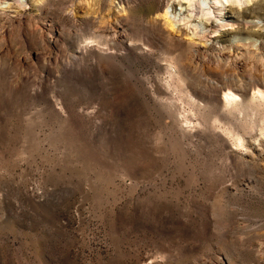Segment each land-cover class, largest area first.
<instances>
[{
	"label": "rangeland",
	"instance_id": "374dc122",
	"mask_svg": "<svg viewBox=\"0 0 264 264\" xmlns=\"http://www.w3.org/2000/svg\"><path fill=\"white\" fill-rule=\"evenodd\" d=\"M20 1L0 5L29 39L36 23L61 35L52 52L14 27L0 43V264H264V98L195 93L140 35L166 12L205 31L226 0ZM125 17L126 39L100 37ZM211 29L215 69L245 37Z\"/></svg>",
	"mask_w": 264,
	"mask_h": 264
},
{
	"label": "bare ground",
	"instance_id": "6f19581e",
	"mask_svg": "<svg viewBox=\"0 0 264 264\" xmlns=\"http://www.w3.org/2000/svg\"><path fill=\"white\" fill-rule=\"evenodd\" d=\"M16 2L21 7L26 5L20 0H16ZM36 2L37 0H35ZM183 3L180 0L176 4L182 6ZM169 4L172 7L175 3L169 2ZM217 4L219 3L216 0ZM226 4L227 6L224 5L227 10V19L222 23L205 22V31L199 30L198 25L195 24V33L191 35L187 32L188 30L181 27V19H179L180 23H178V19V21L174 20L175 16H178L176 12H172L173 18L168 17L169 13L166 12L164 15L157 14L150 20L141 22L140 35L148 49H156L167 54L170 58L169 61L174 64L178 73L190 82L192 81L193 84L195 83L192 91L219 103L222 95L228 106L242 107L249 95L254 100L264 98V0L248 1L241 11L237 10L238 7L234 1L227 0ZM9 8L0 5V43L2 48L7 47V37L14 27L17 35L27 45L36 47L40 42H44L48 50L52 52L51 50L58 42L56 37L61 35V32H58L53 26L46 28L36 23L34 33L29 39V33L21 19L23 15L10 11ZM256 19L260 22L255 21ZM129 20L125 17L114 25L106 22L98 31L100 37L103 40L106 37L111 40L126 39L120 27L128 24ZM227 25H235L237 27L235 31L245 38L240 37L238 43L229 47L230 49L226 47L219 50L216 55L219 66L214 69L208 64V53L211 46L202 39H206L205 32L210 28H224ZM226 40V35L222 34L220 42H226ZM124 47L129 53L135 49L134 44L128 42H124ZM95 52L90 51V55L94 59L97 55ZM75 54L74 57L77 59L84 56L81 49L77 50ZM75 59H73L72 65L76 64ZM239 60L250 63V66L244 65L245 63L242 65ZM170 66L173 65L170 64ZM91 67L95 69V61H91Z\"/></svg>",
	"mask_w": 264,
	"mask_h": 264
},
{
	"label": "snow or ice",
	"instance_id": "6c2138e0",
	"mask_svg": "<svg viewBox=\"0 0 264 264\" xmlns=\"http://www.w3.org/2000/svg\"><path fill=\"white\" fill-rule=\"evenodd\" d=\"M226 2H227V0H226Z\"/></svg>",
	"mask_w": 264,
	"mask_h": 264
}]
</instances>
